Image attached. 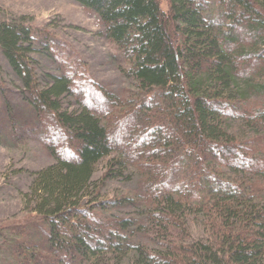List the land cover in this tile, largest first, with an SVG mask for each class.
I'll return each instance as SVG.
<instances>
[{
    "label": "trees",
    "instance_id": "1",
    "mask_svg": "<svg viewBox=\"0 0 264 264\" xmlns=\"http://www.w3.org/2000/svg\"><path fill=\"white\" fill-rule=\"evenodd\" d=\"M75 1L98 15L139 91L88 78L52 38L41 53L59 71L39 73L31 27L0 22L22 103L3 97L0 140H37L55 159L34 183L35 216L5 228L12 264H264V109L248 104L264 92V5ZM225 119L257 132L238 139ZM135 172L133 197L105 195ZM132 204L138 213H119Z\"/></svg>",
    "mask_w": 264,
    "mask_h": 264
},
{
    "label": "rangeland",
    "instance_id": "2",
    "mask_svg": "<svg viewBox=\"0 0 264 264\" xmlns=\"http://www.w3.org/2000/svg\"><path fill=\"white\" fill-rule=\"evenodd\" d=\"M257 1L264 5V0ZM162 7L167 9V0H162ZM3 21L31 27L38 42L36 46L38 52L31 56L40 62L37 69L39 73L59 71L52 60L41 53L43 51L41 43L52 38L59 48L72 55V59L79 63V69L88 78L119 95L125 96L128 91L133 93L139 91L138 82L129 76V63L124 61L117 46L104 35V27L98 15L79 2L0 0V22ZM20 93L21 84L14 77L0 51V106L6 95L11 97L9 99L13 105L21 106ZM64 103L66 106L69 104L67 107L70 106L71 109L78 108V104L72 98H66ZM248 104L251 108L264 109V92L252 95ZM225 127L241 140L251 138L257 132L250 124L239 119H225ZM54 162V157L37 140L15 145L0 140V228L5 229L13 223L23 222L28 216H35L33 210L36 202L32 194L34 183L38 172ZM105 167L106 161L98 164L97 177L104 172ZM137 178L135 172L131 178L121 177L112 180L104 190L105 195L133 197ZM125 211L138 213L139 209L132 204L119 213ZM5 230L3 235H0V264H12L8 248L4 245L5 241L10 239L9 230ZM199 230L197 227L193 231L198 234Z\"/></svg>",
    "mask_w": 264,
    "mask_h": 264
}]
</instances>
